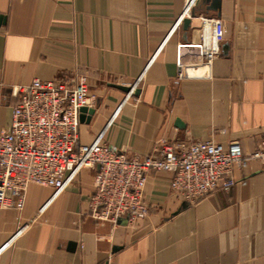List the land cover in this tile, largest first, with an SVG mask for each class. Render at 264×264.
<instances>
[{"label": "crops", "instance_id": "0c3cea01", "mask_svg": "<svg viewBox=\"0 0 264 264\" xmlns=\"http://www.w3.org/2000/svg\"><path fill=\"white\" fill-rule=\"evenodd\" d=\"M219 1L192 18L195 0H0V131L18 87L84 75L94 112L79 145L144 156L210 140L252 153L264 136V0ZM203 19L222 22L220 54L202 66L180 49L178 79L179 46L199 42ZM233 176L228 192L190 204L170 192L169 174H152L148 214L133 226L91 218L90 169L59 191L29 186L22 211L0 210V264H264V166Z\"/></svg>", "mask_w": 264, "mask_h": 264}, {"label": "built area", "instance_id": "2783aa9c", "mask_svg": "<svg viewBox=\"0 0 264 264\" xmlns=\"http://www.w3.org/2000/svg\"><path fill=\"white\" fill-rule=\"evenodd\" d=\"M200 34L199 42L179 46L178 79L187 74L180 49L193 50L202 66L211 65L220 54L222 22L203 19ZM16 92L9 126L0 131V210L22 211L29 186L59 191L69 174L90 169L91 218L133 226L148 214L144 190L152 174H169L170 192L193 204L216 190L228 192L236 184V166L250 161L264 166V136L248 155L238 142L224 147L210 140L166 144L144 156H128L105 144L79 145L80 109L94 105L84 75L34 79Z\"/></svg>", "mask_w": 264, "mask_h": 264}, {"label": "water", "instance_id": "95a60500", "mask_svg": "<svg viewBox=\"0 0 264 264\" xmlns=\"http://www.w3.org/2000/svg\"><path fill=\"white\" fill-rule=\"evenodd\" d=\"M196 3V8H193L192 12H191V16L192 18L195 17L196 14V9L197 6L200 5H204L206 6L205 10H212L214 12H218L219 11V7H220V1L219 0H195ZM199 10V9H197ZM190 25V19H184L182 21V29L184 32H186L189 28ZM116 89L125 92L127 94L132 93L131 88L129 87H124V86H113ZM94 110L93 109H88V108H81L80 109V115H79V122L80 123H84V122H88L90 119V116L93 114Z\"/></svg>", "mask_w": 264, "mask_h": 264}]
</instances>
